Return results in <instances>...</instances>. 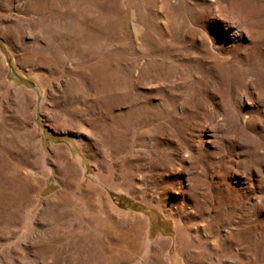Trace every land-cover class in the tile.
Wrapping results in <instances>:
<instances>
[{
    "label": "rangeland",
    "instance_id": "374dc122",
    "mask_svg": "<svg viewBox=\"0 0 264 264\" xmlns=\"http://www.w3.org/2000/svg\"><path fill=\"white\" fill-rule=\"evenodd\" d=\"M0 264H264V0H0Z\"/></svg>",
    "mask_w": 264,
    "mask_h": 264
}]
</instances>
